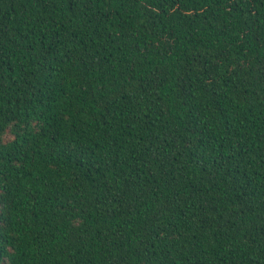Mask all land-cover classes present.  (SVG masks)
Returning <instances> with one entry per match:
<instances>
[{"label":"trees","instance_id":"16d2710c","mask_svg":"<svg viewBox=\"0 0 264 264\" xmlns=\"http://www.w3.org/2000/svg\"><path fill=\"white\" fill-rule=\"evenodd\" d=\"M0 264H264V0H0Z\"/></svg>","mask_w":264,"mask_h":264}]
</instances>
